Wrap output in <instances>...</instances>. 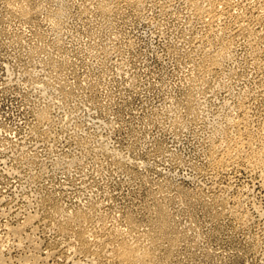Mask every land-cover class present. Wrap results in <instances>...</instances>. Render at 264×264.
Returning <instances> with one entry per match:
<instances>
[{
    "label": "rangeland",
    "instance_id": "1",
    "mask_svg": "<svg viewBox=\"0 0 264 264\" xmlns=\"http://www.w3.org/2000/svg\"><path fill=\"white\" fill-rule=\"evenodd\" d=\"M199 2L0 0L6 264H264V0Z\"/></svg>",
    "mask_w": 264,
    "mask_h": 264
},
{
    "label": "bare ground",
    "instance_id": "2",
    "mask_svg": "<svg viewBox=\"0 0 264 264\" xmlns=\"http://www.w3.org/2000/svg\"><path fill=\"white\" fill-rule=\"evenodd\" d=\"M193 1V5L195 6V7H197L198 9V13L199 14H203L205 11H206V8H205V4L203 5L204 7H202V6H200V2H199V0H192ZM217 1V0H216ZM254 3V2H253ZM252 3V4H253ZM211 4V3H210ZM209 4V5H210ZM218 4H219V2H218ZM245 4V3H244ZM255 4H257V3H255ZM213 5H214V7L213 6H210V8L207 6V11L206 12H208L209 13V15H210V13H212V14H214V16L211 14L210 15V17H212L213 16V18L215 17V13H217V11H216V9H215V4L213 3ZM246 5V4H245ZM224 6V5H223ZM109 7V6H108ZM251 7V6H250ZM235 8V7H234ZM20 9V8H19ZM221 9V8H220ZM22 10V9H21ZM195 10V9H194ZM235 11V10H234ZM205 12V13H206ZM232 12V11H231ZM230 12V13H231ZM30 13V12H29ZM220 13V12H219ZM223 13V12H222ZM226 13V12H225ZM221 14V13H220ZM232 14V13H231ZM230 14V15H231ZM200 15V16H201ZM237 15V14H236ZM240 15V14H239ZM222 16V15H221ZM213 18H212V21H214L213 20ZM220 18V17H219ZM206 20V19H205ZM208 20V19H207ZM217 20V19H216ZM224 20V19H223ZM222 23V22H221ZM224 23V22H223ZM241 23V22H240ZM210 52V51H209ZM242 119V118H241ZM241 123V122H240ZM243 123V122H242ZM241 125V124H240ZM244 126V125H243ZM246 130V129H245ZM248 130V129H247ZM242 132V131H241ZM244 135V134H243ZM241 136V135H240ZM239 136V137H240ZM251 136V135H250ZM244 137V136H243ZM225 140H228V139H225ZM235 140V139H234ZM233 140V141H234ZM251 140V139H250ZM237 142L239 143V142H241L242 144L245 142V140L243 141L242 139H241V137L240 138H237ZM231 143V142H230ZM245 144V143H244ZM244 144H243V146H244ZM247 145V144H246ZM251 145V144H250ZM240 146V145H239ZM246 147H244L243 148V150L245 149ZM248 148V147H247ZM251 148V147H250ZM258 148V147H257ZM261 148V147H260ZM221 149V148H220ZM264 149V148H263ZM215 150H216V148H215ZM236 149H233L232 148V146H230V144H227L224 148H223V153H222V156L220 157V159L218 160V162L219 161H221V162H224L225 164H227V163H229L230 164V161L232 160V158H234V157H236L235 156V154H234V151H235ZM239 150V149H238ZM237 150V151H238ZM241 150V149H240ZM259 150V149H258ZM246 151V150H245ZM248 151V150H247ZM253 151V150H252ZM251 151V152H252ZM257 151V150H256ZM241 152H243V151H241ZM214 153V152H213ZM236 153V152H235ZM246 153V152H245ZM245 153H242V155L243 154H245ZM254 153V157L256 158H254L255 160H256V162H258L259 164L260 163H264V160H263V155H264V153H262L261 151H257L256 152V154H255V152H253ZM221 154V153H220ZM238 154H240L241 155V153H238ZM239 155V156H240ZM241 155V156H242ZM245 155H247V154H245ZM219 156V155H218ZM215 157H216V155H215ZM245 157V156H244ZM249 157V156H248ZM217 158V157H216ZM252 158V157H251ZM218 159V158H217ZM215 161H217V160H215ZM214 161V162H215ZM218 162H217V164H218ZM216 163V162H215ZM220 163V162H219ZM224 163H223V165H224ZM257 163V164H258ZM222 164V163H221ZM220 165V164H219ZM254 165V164H253ZM264 165V164H263ZM228 166V165H227ZM260 166V165H259ZM235 211V210H234ZM81 215V214H80ZM36 216V215H35ZM78 216V215H77ZM29 217V216H28ZM78 218V217H77ZM80 219H81V217H79ZM85 218H87V217H85ZM29 219V218H28ZM27 219V220H28ZM33 219V218H32ZM35 219V218H34ZM84 219V218H83ZM90 219H93L92 217L90 218ZM79 220V219H78ZM77 220V221H78ZM76 221V220H75ZM82 221V220H81ZM83 221H85V219L83 220ZM71 223V222H70ZM69 223V224H70ZM84 223V222H83ZM89 223V222H88ZM92 223V222H91ZM104 223V222H103ZM22 224V223H21ZM74 224V223H73ZM106 224V223H105ZM79 225V224H78ZM78 225H77V227H78ZM81 225V224H80ZM87 225V224H86ZM92 225V224H91ZM21 226V225H20ZM72 226V225H71ZM82 226V225H81ZM11 227V226H10ZM14 228V227H13ZM17 228V227H16ZM59 228V227H58ZM67 228V227H66ZM71 228V227H70ZM104 228V227H103ZM102 228V229H103ZM81 229V228H80ZM85 229V227L84 228H82V230H84ZM91 229V228H90ZM120 229V228H119ZM20 230H21V228H20ZM66 230V229H65ZM76 230V229H75ZM114 230H115V228H114ZM133 230V229H132ZM100 231V230H99ZM86 232V231H85ZM109 232V231H108ZM114 232H116V231H114ZM20 233V232H19ZM81 233V232H80ZM82 233H84L83 231H82ZM87 233V232H86ZM89 233V234H88ZM87 234L88 235H90V233H91V231H89ZM95 233V232H94ZM94 233H93V238H95L94 237ZM118 233H119V231H118ZM117 232H116V234H118ZM129 233V232H128ZM135 233V232H134ZM96 234V233H95ZM109 234V233H108ZM112 234V233H111ZM110 234V235H111ZM116 234H114V236L116 235ZM122 234V233H121ZM130 234V233H129ZM136 234V233H135ZM86 235V234H85ZM92 235V234H91ZM113 235V234H112ZM127 235V234H126ZM79 236H81V234H79ZM104 236H105V234H104ZM107 236H109V235H107ZM114 236H112V237H114ZM122 237L124 236V235H121ZM133 236V235H132ZM141 236V235H140ZM149 236V235H148ZM82 238V240H85V236L83 235V236H81ZM86 237H87V235H86ZM91 237V236H90ZM90 237L88 238L89 240H90ZM118 237V236H117ZM144 237V236H143ZM142 237V238H143ZM80 238V237H79ZM86 238V240H87V242H85V243H83L84 245L82 246L84 249H86V250H89L90 249V245H91V242H89L88 241V239ZM125 237H123V239H124ZM146 238V237H145ZM151 238V237H150ZM80 239V240H81ZM91 239H92V237H91ZM97 239V238H96ZM111 239V238H110ZM126 239V238H125ZM79 240V239H78ZM81 240V241H82ZM99 240V239H98ZM101 240V239H100ZM106 240H107V238H106ZM111 240H113V239H111ZM119 240V239H118ZM138 240V239H137ZM148 240V239H147ZM102 241H104V239L102 240ZM108 241V240H107ZM115 241V240H114ZM125 241H127V240H125ZM119 242V244H117L114 248H112L111 250H110V254L108 255V257L109 256H111L113 259L115 258V259H118L119 261H120V264H146V263H148V260L149 259H151L152 257H151V251H148V250H146V249H142L138 244H140V243H138V242H136V243H138V244H133L132 242V244H129L128 243V241H129V239H128V241H127V243L126 242ZM132 241V240H131ZM139 241H141V240H139ZM152 241V240H151ZM84 242V241H83ZM99 242V241H98ZM97 242V243H98ZM105 243H106V241H104ZM103 242V243H104ZM116 242V241H115ZM130 242V241H129ZM146 242V241H145ZM101 241H100V246H101V248L103 247L102 245H101ZM109 243V242H108ZM110 243H111V241H110ZM81 244H82V242H81ZM142 244V243H141ZM94 245V244H93ZM107 245H109V244H107ZM112 245H114V243L112 244ZM112 245H110L109 246V248H108V246L106 247V245H104L106 248H105V250L108 248V249H110V247L112 246ZM144 245V244H143ZM99 246V245H98ZM97 246V247H98ZM72 247V246H71ZM143 247V246H142ZM146 247V246H145ZM82 248V249H83ZM91 248H92V245H91ZM101 248H100V250H99V252H101ZM81 249V248H80ZM83 249V250H84ZM107 249V250H108ZM148 249V248H147ZM102 250H103V248H102ZM149 250H150V248H149ZM91 251V250H90ZM97 251V250H96ZM154 251V250H153ZM99 252H97V253H99ZM94 253V252H93ZM107 253H109V251L107 252ZM107 253L105 252V254H103V255H107ZM153 253V252H152ZM156 254V253H155ZM30 255V254H29ZM87 255H89V254H87ZM100 255H102V254H99V256ZM34 256V255H33ZM95 256V255H94ZM32 257V256H31ZM36 257V256H35ZM101 257V256H100ZM6 258V257H5ZM38 258V257H37ZM36 258V259H37ZM88 258V257H87ZM93 258L94 257H92V260H93ZM112 258H110V259H112ZM10 259V258H9ZM35 258H32V260H31V258H30V260L29 261H31V263L30 264H39V261H37ZM46 259V258H45ZM89 259V258H88ZM154 259V258H153ZM152 259V260H153ZM5 260L6 259H4L3 258V256L1 255L0 256V264H6V262H5ZM21 260V259H20ZM19 260V261H20ZM96 260V259H95ZM18 261V260H17ZM29 261H25L26 263L27 262H29ZM93 262V261H92ZM96 262V261H95ZM94 262V263H95ZM150 262V261H149ZM152 262V261H151ZM21 263V262H20ZM41 264V263H40Z\"/></svg>",
    "mask_w": 264,
    "mask_h": 264
}]
</instances>
